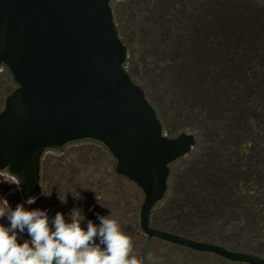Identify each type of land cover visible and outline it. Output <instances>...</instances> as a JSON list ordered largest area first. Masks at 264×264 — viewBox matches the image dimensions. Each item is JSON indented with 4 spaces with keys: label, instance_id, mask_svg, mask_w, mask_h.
<instances>
[{
    "label": "trees",
    "instance_id": "trees-1",
    "mask_svg": "<svg viewBox=\"0 0 264 264\" xmlns=\"http://www.w3.org/2000/svg\"><path fill=\"white\" fill-rule=\"evenodd\" d=\"M228 1L212 13L214 19L207 14L203 21L196 18L193 26L188 24L181 35L185 45L175 53H169L170 39L165 38L166 48L157 57L169 68L171 100L180 118L194 124L197 144L170 166L169 190L152 212V227L264 259V6L258 7V0ZM112 9L119 13L117 6ZM213 26L217 32L211 31ZM119 35L125 44L126 34ZM125 68L135 79L136 64L126 61ZM145 94L173 137V129ZM86 142L100 147L93 161L79 154L84 148L73 149ZM68 147L72 150L66 152ZM60 153L66 155L43 156L42 191L35 203L27 204L20 187L10 181L0 184V199L13 210L21 203L29 210H47L50 218L59 211L68 219L78 208L85 228L88 220L99 225V215H111L132 238L131 255L141 264H199L194 258L202 256L215 264H240L158 239L149 241L140 221L144 194L116 173L115 158L103 144L76 142ZM0 224L7 227L10 222L5 216ZM21 234L31 239L26 231ZM185 254L192 263L182 262Z\"/></svg>",
    "mask_w": 264,
    "mask_h": 264
},
{
    "label": "water",
    "instance_id": "water-1",
    "mask_svg": "<svg viewBox=\"0 0 264 264\" xmlns=\"http://www.w3.org/2000/svg\"><path fill=\"white\" fill-rule=\"evenodd\" d=\"M113 0H0V66L17 89L0 114V172L21 181L23 199L38 197L45 152L74 142L103 144L116 173L144 194L142 232L233 263L264 264L233 252L152 227V212L169 190L170 166L195 148L193 134L168 137L143 86L125 68Z\"/></svg>",
    "mask_w": 264,
    "mask_h": 264
},
{
    "label": "rangeland",
    "instance_id": "rangeland-1",
    "mask_svg": "<svg viewBox=\"0 0 264 264\" xmlns=\"http://www.w3.org/2000/svg\"><path fill=\"white\" fill-rule=\"evenodd\" d=\"M209 1L210 3L207 2V0H196L195 2H192V0H113L111 3L112 8L113 6H117L119 12L118 14L114 13L117 28L119 31L126 34L124 40L128 48L127 61L136 64V72H133H135L138 83L144 87L151 101L159 108L160 118L173 129V137L179 136L182 133L194 134V129L192 127L194 124H192L191 121L180 118L178 111L175 109V104L171 100L172 96L169 91L172 83L167 77L169 68H163L160 59L157 57H159L162 54V50L166 48L164 43L166 41L165 38L171 40H169V49L171 50L169 53L171 54L185 45V43H183L184 38L181 36L184 33L180 30L179 20L186 17L188 9L198 13L197 22L201 19L203 21L207 13L214 19L215 16L212 13L218 10L221 5L224 6V3H229L228 0ZM248 1L250 0H242V3ZM200 3L204 4V6L200 5ZM255 5L256 3L252 4L253 7H255ZM261 6H264V0H258V7ZM211 22L213 23V21ZM159 27L161 29L159 30V32H161L160 34H158ZM213 28V30L210 28L211 31L217 32L216 26H213ZM185 34H187V32ZM185 48H187V46H185ZM159 71L165 72V74L158 75L160 73ZM164 132L170 137L171 134L167 129L164 128ZM78 147L84 148L85 150L84 152L79 149V154L91 156L92 161L93 156L97 155L100 149L97 144L90 142L74 145L73 149ZM70 150H72L71 147H68L66 152ZM64 154L65 153L61 154L60 152L49 151L45 155L58 158L62 157ZM74 155L76 154L74 153ZM69 160H71V157ZM116 164L117 162H115V167ZM178 165L181 166L182 164ZM93 166H98V164ZM5 181L18 184L17 180L9 173L0 172V184L5 183ZM18 240L24 242V240L30 239L23 234H19ZM194 259V262L197 261L199 264H215V262L207 256ZM181 260L186 263L193 262L191 256L188 254H185L184 257L182 255Z\"/></svg>",
    "mask_w": 264,
    "mask_h": 264
},
{
    "label": "clouds",
    "instance_id": "clouds-1",
    "mask_svg": "<svg viewBox=\"0 0 264 264\" xmlns=\"http://www.w3.org/2000/svg\"><path fill=\"white\" fill-rule=\"evenodd\" d=\"M26 203H35V198ZM5 216L10 224H0V264H141L131 255L132 238L111 215H99V225L88 220L85 228L78 208L68 219L59 211L50 218L47 210H29L23 203L13 210L6 199H0V218ZM25 231L31 239L19 243L18 235Z\"/></svg>",
    "mask_w": 264,
    "mask_h": 264
},
{
    "label": "flooded vegetation",
    "instance_id": "flooded-vegetation-1",
    "mask_svg": "<svg viewBox=\"0 0 264 264\" xmlns=\"http://www.w3.org/2000/svg\"><path fill=\"white\" fill-rule=\"evenodd\" d=\"M176 1H180V0H176ZM195 2L196 0H192V2ZM207 2L210 3L209 0H207ZM206 2V3H207ZM188 13L186 15V17H183L179 20V25H180V30L183 32V30H185L187 28V25L190 24L193 26V24L195 23V20L198 16L197 12H192L190 9L187 10ZM208 14V13H207ZM115 19V17H114ZM149 24V21H148ZM182 25V26H181ZM117 26V25H116ZM160 27L158 28V34H160L161 32H159ZM137 44V43H136ZM136 60H137V56H136ZM134 81L138 83L137 79L135 78ZM140 85V84H139ZM17 84L15 82L14 76L12 75L11 71L9 70L8 67H6L5 65H1L0 66V114L5 110L6 107V102L7 99L9 98L10 95H12L14 93V91L17 89ZM169 137V136H168ZM87 141V140H86ZM82 142V141H80ZM95 142V141H94ZM76 143V142H74ZM72 144V143H71ZM69 145V144H68ZM66 147V146H65ZM64 147V148H65ZM64 150V149H63ZM49 152V151H47ZM45 152V154L47 153ZM54 152V151H52ZM61 152V151H60ZM44 154V155H45ZM43 155V156H44ZM117 165V164H116ZM41 171H42V163H41ZM3 172H7L8 171H3ZM18 182V181H17ZM19 184V183H18ZM41 189H42V176H41ZM21 190V187H20Z\"/></svg>",
    "mask_w": 264,
    "mask_h": 264
}]
</instances>
